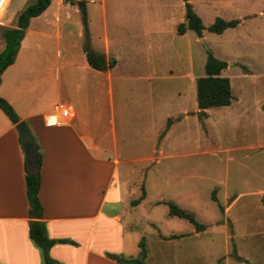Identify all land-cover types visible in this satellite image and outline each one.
<instances>
[{"label": "crops", "instance_id": "0c3cea01", "mask_svg": "<svg viewBox=\"0 0 264 264\" xmlns=\"http://www.w3.org/2000/svg\"><path fill=\"white\" fill-rule=\"evenodd\" d=\"M153 1L179 9L168 29L174 39L177 26L187 22L183 1ZM187 1L200 17L193 0ZM29 2L33 0H0V52L5 48L1 30L16 28ZM78 2L50 0L48 8L30 20L0 83V97L26 122L41 153L38 197L47 235L74 243L54 244L50 258L57 264H118L108 255L136 258L143 241L145 264H231L228 248L178 244L150 250L146 240L149 234L159 243L176 245L206 235L175 231L173 221L152 216L158 208H167L164 195L172 189L171 170L164 161L195 156L182 147L194 141L191 125L202 141L201 155L219 157L225 184L233 173L234 186L229 189L218 180L221 188L210 189L217 193V203L211 201L226 210V217L244 197H255L257 210H264V103L257 83L249 88L255 79L250 69L242 72L226 62L221 75L231 72L239 85L236 93L231 89V104L190 110L185 90L163 85L178 79L194 84L190 50L189 62L179 74L171 64L161 71L160 59L143 55L144 47L151 49L161 39L166 18L145 21L142 0H98L99 8H85L84 30ZM73 33L78 44L70 42ZM204 39L202 34L203 43ZM86 48L115 60V65L105 71L92 69ZM57 105L68 106L71 116L63 124L48 125L51 116H59ZM228 129L231 137L219 140ZM26 169L33 172L36 167H28L15 125L0 110V264H43L40 249L29 237ZM176 182L184 185L186 178ZM245 183L248 189L238 186ZM195 190L186 185V201L193 200ZM136 211H142L140 221L132 218ZM234 257L236 264L248 263L236 252Z\"/></svg>", "mask_w": 264, "mask_h": 264}, {"label": "rangeland", "instance_id": "374dc122", "mask_svg": "<svg viewBox=\"0 0 264 264\" xmlns=\"http://www.w3.org/2000/svg\"><path fill=\"white\" fill-rule=\"evenodd\" d=\"M54 0H52L53 2ZM85 4V8H99L98 0L96 5L91 3V0H79ZM202 1H207L205 5H201ZM193 0V5L197 9L200 18L203 20L205 27L202 34L205 36L204 43L200 42L199 38L192 31H188L185 36L174 35L171 39L168 29L171 28L173 23L172 14L178 12L179 9L171 8V6H158L156 1L142 0V12L144 20L152 17H163L168 21L163 24L164 30L162 31L161 39L155 40L156 44H151L150 48L144 47L143 55L150 58L160 59L161 71L167 67H173L176 73H180L187 66L189 62V50L193 61V73L197 78L204 76V64L206 61V51H212L213 56L221 61L234 63L241 71L245 68L250 69L249 74L255 78L251 82L250 89L257 83L259 99L264 103V0ZM74 3V0H70ZM34 3L29 2L28 5ZM64 10V9H62ZM86 12V9H85ZM170 17V18H169ZM216 18H221L225 21L239 20V24L234 28L225 30L222 34H213L208 31V27L214 22ZM82 19V16H81ZM84 30V23L82 19ZM166 28V30H165ZM177 33V30H176ZM70 42L78 44V39L74 38V33L71 35ZM149 41H147L148 43ZM150 44V42H149ZM77 53V52H76ZM167 62V63H166ZM238 63V64H237ZM228 65V64H227ZM158 65H156L157 67ZM240 70V69H239ZM229 78L231 82L232 92H237L238 84L233 79L231 72H226L222 75ZM252 77V78H253ZM163 85L172 88L177 85V88L185 90L187 97L184 98L187 107L192 110L193 107L197 108L196 103V85L195 82L185 83V80L178 79L168 83L163 81ZM243 86V85H241ZM239 87V89L241 88ZM255 88V87H254ZM242 124H240L241 126ZM225 128V127H224ZM193 131V143L182 146L183 150L188 148V151H193L195 156L192 158H184L178 160L164 161V164L169 165L171 170V179L173 181L171 192L164 195V198L176 203L182 209L193 214L196 221L206 226V230L202 232V236L193 239L178 242L176 245L159 243L154 237L147 234V244L150 250L161 248H176L178 244L181 248H208L210 250L222 251L228 248L231 251V264L234 263L235 252L240 256V259L246 258L247 264H264V210H257L255 197L242 198L237 207L232 209L226 217V210L220 212L217 205L211 201L212 196L216 198L217 193L211 190L221 188L218 180H222L221 184H225L224 178L220 176V162L219 157H204L202 156L203 144L201 139L198 140L194 126L190 128ZM220 137L221 134L218 132ZM233 132L229 129L223 133L222 138L219 140H227L231 137ZM230 135V136H229ZM237 138V136H235ZM225 142V141H224ZM210 143V141H209ZM208 145V143H207ZM206 145V146H207ZM211 147L213 145L210 143ZM204 146V148H206ZM178 166V167H177ZM187 166H192L188 170ZM180 172L184 174L175 177ZM186 173V174H185ZM243 171H241V175ZM178 176V175H177ZM192 176V178H190ZM186 178V183L176 182ZM188 178V181H187ZM236 183V182H235ZM196 187L194 191L193 200H185L186 185ZM219 186H218V185ZM237 184V183H236ZM217 185V186H216ZM229 189L234 186L232 170L229 174L228 183L225 184ZM238 186H246L249 188V183L240 184ZM213 187V188H212ZM211 189V190H210ZM182 191V192H181ZM222 194H220L221 197ZM219 197V193H218ZM220 199V198H219ZM193 202V203H192ZM163 208V209H162ZM158 212L152 213V216L158 220L173 221V227L178 232H190L194 230L193 226L187 221L175 218H167V208L160 207ZM229 211V210H228ZM132 218L140 221L142 219V211L132 213ZM163 231L165 229L161 227ZM142 229V227H139ZM233 255V256H232ZM233 258V259H232Z\"/></svg>", "mask_w": 264, "mask_h": 264}, {"label": "trees", "instance_id": "16d2710c", "mask_svg": "<svg viewBox=\"0 0 264 264\" xmlns=\"http://www.w3.org/2000/svg\"><path fill=\"white\" fill-rule=\"evenodd\" d=\"M185 8V18L187 20L188 30L195 33L198 38L202 37V32L205 29L200 17L193 11L187 0H182ZM50 0H35L31 5L25 7L17 18V27L14 29L1 30V36L5 42V48L0 52V83L1 75L5 69L10 66L17 55L20 43L25 35V30L29 26L32 18L41 15L49 6ZM239 24V20L225 21L221 18H216L208 27V31L213 34H222L229 28H235ZM186 32L184 24L177 26V34L183 35ZM207 57L204 64V76L196 78V103L199 110L210 108L226 107L231 104L232 94L229 79L223 77L222 71L227 68V63L216 59L211 51H206ZM85 56L88 65L96 71H105L115 65V60H107L106 57L90 48L85 49ZM0 110L7 116L13 125L20 122V119L14 112L11 105L0 97ZM170 122L167 123V126ZM37 150L35 156L37 160L36 170L31 172L26 169V194L29 201L28 217L29 221V237L33 243L40 249L43 259V264H57L49 256V250L56 243L74 244L70 240H53L47 235L44 222H42L43 208L39 201L38 193L40 187L39 170L42 163L39 147L35 143ZM144 196L142 193L141 198ZM212 200L217 203V200L212 196ZM138 204V201L135 202ZM168 209L170 217L182 219L191 224L196 232H203L206 226L195 220L192 213L182 209L173 202L164 203ZM220 212L223 208L218 205ZM139 255L136 258L125 259L123 257L108 255L109 258L115 260L118 264H145L146 248L143 241L139 242Z\"/></svg>", "mask_w": 264, "mask_h": 264}, {"label": "water", "instance_id": "95a60500", "mask_svg": "<svg viewBox=\"0 0 264 264\" xmlns=\"http://www.w3.org/2000/svg\"><path fill=\"white\" fill-rule=\"evenodd\" d=\"M77 5L79 6L81 16L83 19L84 27L86 29V12H85V4L83 2H78ZM185 28H188L187 22H183ZM200 42L203 43V41L200 39ZM15 129L18 133L21 146L27 161V165L30 169H34L37 165L36 160V148H35V139L33 135L31 134L30 129L28 128L25 121H20L15 125ZM240 261H243V259H240Z\"/></svg>", "mask_w": 264, "mask_h": 264}, {"label": "built area", "instance_id": "2783aa9c", "mask_svg": "<svg viewBox=\"0 0 264 264\" xmlns=\"http://www.w3.org/2000/svg\"><path fill=\"white\" fill-rule=\"evenodd\" d=\"M60 2L66 1V0H58ZM56 111L59 113V116H51L47 120L48 125H60L63 124L66 120H68L71 116V111L68 106L65 105H57Z\"/></svg>", "mask_w": 264, "mask_h": 264}]
</instances>
